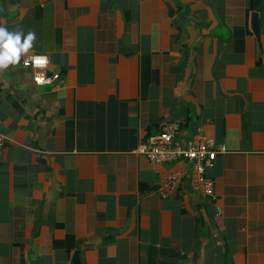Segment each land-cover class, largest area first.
<instances>
[{
  "label": "crops",
  "instance_id": "obj_1",
  "mask_svg": "<svg viewBox=\"0 0 264 264\" xmlns=\"http://www.w3.org/2000/svg\"><path fill=\"white\" fill-rule=\"evenodd\" d=\"M256 11L259 39L253 0H0V24L34 30L59 74L0 72V264H264ZM83 104L121 106L133 144L82 140ZM175 120L176 141L214 142L212 196L191 163L136 152Z\"/></svg>",
  "mask_w": 264,
  "mask_h": 264
},
{
  "label": "built area",
  "instance_id": "obj_2",
  "mask_svg": "<svg viewBox=\"0 0 264 264\" xmlns=\"http://www.w3.org/2000/svg\"><path fill=\"white\" fill-rule=\"evenodd\" d=\"M42 55V54H37ZM45 55V54H44ZM22 66L24 61L22 60ZM25 68H33L31 65ZM51 82L58 78L59 74L48 75ZM33 82L34 70H33ZM36 84V83H35ZM179 126V121L175 120L166 125L158 134L152 135L140 142L136 152L145 156L150 162H173L184 160L192 164L194 171V187L202 188L207 196L213 195V179L207 174V170L214 165L217 150L212 140H193L188 139L185 143L178 142L174 139L175 131ZM5 142V136L0 132V150ZM175 179V176L172 177ZM164 196L165 193L162 192Z\"/></svg>",
  "mask_w": 264,
  "mask_h": 264
},
{
  "label": "clouds",
  "instance_id": "obj_3",
  "mask_svg": "<svg viewBox=\"0 0 264 264\" xmlns=\"http://www.w3.org/2000/svg\"><path fill=\"white\" fill-rule=\"evenodd\" d=\"M36 34L29 30L25 34L22 30H9L6 25L0 24V72L10 67H16L23 59L24 66L31 65L34 70V80L37 85L51 83L46 73L51 71L48 55L33 53Z\"/></svg>",
  "mask_w": 264,
  "mask_h": 264
},
{
  "label": "trees",
  "instance_id": "obj_4",
  "mask_svg": "<svg viewBox=\"0 0 264 264\" xmlns=\"http://www.w3.org/2000/svg\"><path fill=\"white\" fill-rule=\"evenodd\" d=\"M85 104L81 107L79 106L78 117L82 123L79 124L78 133L82 140L86 139L91 144L95 143V145L103 146H115L119 137L125 138L128 140L124 143H119L121 146L125 144L132 145L133 144V136L132 129H125V126L122 124V119L124 116L123 109L113 104L109 105L108 109L115 111L109 116H105L103 112V106L99 108L90 106L85 108ZM118 115L117 122L116 115ZM72 124H69V126ZM121 126V127H120ZM122 134V135H121ZM121 135V136H120ZM69 137H72V134L69 133Z\"/></svg>",
  "mask_w": 264,
  "mask_h": 264
},
{
  "label": "water",
  "instance_id": "obj_5",
  "mask_svg": "<svg viewBox=\"0 0 264 264\" xmlns=\"http://www.w3.org/2000/svg\"><path fill=\"white\" fill-rule=\"evenodd\" d=\"M261 0H253V12L251 14V27L255 34V36L259 39L260 37V25L258 20V13L256 11L259 3ZM70 264H81L77 255V252H75L71 258Z\"/></svg>",
  "mask_w": 264,
  "mask_h": 264
}]
</instances>
